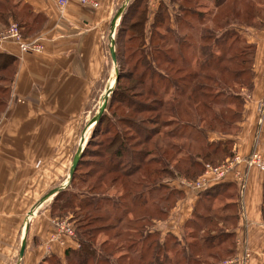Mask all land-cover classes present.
<instances>
[{
  "label": "trees",
  "instance_id": "1",
  "mask_svg": "<svg viewBox=\"0 0 264 264\" xmlns=\"http://www.w3.org/2000/svg\"><path fill=\"white\" fill-rule=\"evenodd\" d=\"M146 3L129 0L121 13L115 65L127 60L70 183L50 205L53 219L72 215L77 248L38 264H224L236 253L241 193L234 181L197 192L181 239L162 236L157 224L184 198L172 181H196L236 157L232 137L254 88L256 45L246 34L264 27V0H159L149 26ZM45 22L22 0H0V31L13 23L28 40ZM17 62L0 52V116ZM261 212L264 222V185Z\"/></svg>",
  "mask_w": 264,
  "mask_h": 264
},
{
  "label": "crops",
  "instance_id": "2",
  "mask_svg": "<svg viewBox=\"0 0 264 264\" xmlns=\"http://www.w3.org/2000/svg\"><path fill=\"white\" fill-rule=\"evenodd\" d=\"M22 1L35 14L44 16L46 22L38 34L28 39L43 45L41 53L22 54L12 42L0 46V52L18 59L7 108L9 112L1 131L0 264H38L48 254L63 258L67 248L76 246L72 242L65 243L63 247L46 245V236L51 230V217L46 210L37 217L32 228L29 226L22 255L17 253L13 237H17L20 225L31 214L30 208L27 210L28 201H20L19 197L24 193L29 194V198L32 196L36 173L45 177L43 181L47 188L60 191L67 186L64 182L61 184L67 156V149H61L66 144L61 141L72 138L67 125L77 123L88 93L93 92L101 81L107 60L104 44L107 32H110L114 19L118 25L129 0H93L98 4L97 8L84 5L79 0H68L63 15H60L58 0ZM246 39L256 45L254 88L245 104L239 133L232 137L236 157L241 162L237 166L244 172L243 181L237 182L235 177L228 175L224 179L234 181L241 193V210L234 230L236 253L224 264H234L236 260L245 264H264L261 212L264 171L257 165H246L252 153L264 157V109L257 110L264 97V27L250 31ZM216 138V135L209 134V140ZM254 139L256 143L253 146ZM51 156H59V160L52 164ZM52 172L55 173L54 181L51 180ZM181 179L172 181L171 185L178 188ZM182 191L184 198L171 211L168 220L157 224L162 236L172 234L181 239L183 235L184 224L197 202L198 191ZM51 192L48 191L39 202L45 196L44 202L51 198ZM53 193L55 195L56 192ZM35 216L32 214V219ZM8 236H11L10 240Z\"/></svg>",
  "mask_w": 264,
  "mask_h": 264
},
{
  "label": "rangeland",
  "instance_id": "3",
  "mask_svg": "<svg viewBox=\"0 0 264 264\" xmlns=\"http://www.w3.org/2000/svg\"><path fill=\"white\" fill-rule=\"evenodd\" d=\"M163 1L168 2V0H163ZM158 4H159V0H147L146 6H145V7H147L145 17H146V21H147L148 26L152 22L153 15H154L155 11L157 10ZM116 25H115V27H116ZM115 30L113 31V34H112L113 41H114ZM249 33L250 32H247L246 35H248ZM104 44H105L106 59L107 60H106L105 70H104L103 76L101 78V81L94 88L93 92L88 93L87 99L85 101L86 104L84 105V108L82 111V115L77 119V123L72 124V125H67L68 131L71 132L70 136L72 138L69 140H66V141H61L62 144L63 143L66 144V147L61 148V149H65V150L67 149L66 169L64 172L65 175L61 176V184H63V182H64V185L65 184L67 185L68 172H69V169H70V166H71V163H72V160H73L75 153L77 152L78 149L86 148L87 140L90 137V133H91V129H92L91 123L95 119V117H97V114H98V111H99L101 105L103 103H107V100L109 98V94L111 93V90L113 89L115 81H116V74L115 73L120 69L119 65H121V66L124 65L125 61L127 60L126 56L125 57L122 56L118 65H115L112 62L110 54H109V47L111 46L110 45V32H109V30L107 32ZM113 44H114V42H113ZM36 54H38V53H36ZM108 87H110V88L107 91ZM8 100H10V98ZM263 103H264V97L259 102L257 110H263V108H262V107H264ZM114 107L112 108V110L115 109ZM7 112H9V111L6 110L5 113L0 116V148L2 147L1 131H2L3 126H4V122L6 121L5 119H7V116H8ZM106 113H108V112H106ZM110 114H111V112H109V116H110ZM97 141L102 142V138L98 137ZM90 149H92V150L99 149L100 151L102 150L101 147H93V146H91ZM55 152H56V150H55ZM93 155L94 154H88V155L85 154L84 159L85 160H91V158H93L91 156H93ZM50 159H51V163L53 164L54 160H59V156H51ZM61 159H62V157H61ZM246 165H247V162H246ZM238 166L235 169L233 167V169H231V171L226 173V176L228 175V176L234 177V175L237 174V172H239V173H241L239 176L243 177L244 172ZM87 167H88V165L80 168L82 173H85V171L88 169ZM227 167H230V166L228 165V166L224 167L223 170L226 169ZM53 174H55V173H53V172L50 173L52 181H54L53 180ZM218 174H221V170H220V173H218ZM226 176H225V178H226ZM43 178H45V177H40L36 173V175H35L36 187H32V189H31L32 190V196L29 198V194L24 193L19 197L20 201H25V200L28 201L27 210L30 208L29 211H31V213L33 212V214L36 216L34 219H32V217H30V216H27V217H30V219L32 220L31 222H30V219L27 220V217H26L22 224L19 223L21 225L18 229L17 237L16 238L13 237V241L15 240V250L17 251V253L20 252L19 250L21 247V242L23 243L24 238H26L28 236L27 234H28L29 226H30V228H32L33 223H36V221H37V217L41 216L43 212H45L46 210L49 212L50 205H51V203L54 199V196H55L53 192L57 193V191H58V189L55 190V188L54 189L49 188V187L47 188L45 186V184H47V183L43 181V180H45ZM163 184L166 187H168V186L171 187L170 181L167 180V178H165L163 180ZM38 186H40V187H38ZM63 188H65V186H63ZM50 190H52L51 198L50 197L47 198L46 201L44 202V199L47 197V196H45L43 201L39 202V200L42 197H44V195H46L48 193V191H50ZM71 191H73V190H71ZM78 192H80V191H78ZM20 201H18V203ZM38 202H39V204H36ZM219 205H221V204H219ZM19 207H20V205H19ZM23 214H22V216H23ZM31 216H32V214H31ZM72 218L73 217L70 213L64 215L63 218H54V219L51 218V220L49 222L51 230L46 236V238H47L45 241L46 245H48V246L58 245V246L63 247L65 245V243L70 242L67 238H61V240H60V237L62 235L61 234L62 231L60 228L59 221H66L68 224H70V226L74 230V235H75V239H76L75 224H74V221ZM8 227H10V223H8ZM10 237L11 236H8V240H10ZM75 248H77V245L73 249H75ZM48 255H50V254H48ZM61 260H64V257L61 258Z\"/></svg>",
  "mask_w": 264,
  "mask_h": 264
},
{
  "label": "built area",
  "instance_id": "4",
  "mask_svg": "<svg viewBox=\"0 0 264 264\" xmlns=\"http://www.w3.org/2000/svg\"><path fill=\"white\" fill-rule=\"evenodd\" d=\"M82 4L88 5L92 8H97L98 4L93 1V0H79ZM68 0H58L57 1V6L60 12V15H63L66 9ZM115 30V29H114ZM110 29V45L113 42V31ZM15 43L22 54H36V53H41L43 51V45L39 41H28L25 40L21 37L18 27L16 24H10L9 27L6 29L0 31V46L3 45L4 43ZM264 105V103H263ZM262 106V105H261ZM264 109V107H262ZM240 162L238 157H235L233 161H229L226 164L217 167V168H207L204 174L198 178L196 181H187L185 179H181L178 189L180 190H188V191H200L206 187H209L215 183H219L224 181L226 173L231 171V169L237 168L238 163ZM226 169L223 170L224 167L226 166ZM247 165H257L260 170L264 171V157H262L258 153H252L249 160L247 161ZM221 170V174L220 173ZM241 173L237 172V174L234 175L235 181L237 182H242L243 177L239 176ZM217 175V176H216ZM60 223V228H61V238H67L69 239L70 242L76 243L75 235H74V230L68 224L66 221H59ZM47 251H49V247H47ZM234 264H245L242 261L236 260Z\"/></svg>",
  "mask_w": 264,
  "mask_h": 264
},
{
  "label": "water",
  "instance_id": "5",
  "mask_svg": "<svg viewBox=\"0 0 264 264\" xmlns=\"http://www.w3.org/2000/svg\"><path fill=\"white\" fill-rule=\"evenodd\" d=\"M112 27L111 29L113 30L114 29V25H115V19L114 21H112ZM114 42V41H113ZM113 42L110 46V57H111V60L112 62L115 64L116 63V59H115V54H114V49H113ZM117 81V79H116ZM115 81V83H116ZM110 87L107 88V91L109 90ZM110 93V92H109ZM105 107H106V103H103L98 111V114H97V117H95V119L92 121L91 123V126H93L97 120L99 119V117L101 116V114L103 113V111L105 110ZM80 154H81V149H78L77 152L75 153L74 157H73V160H72V163H71V166H70V169H69V172H68V181H67V185L70 183L71 179H72V176H73V173L75 171V168L77 166V163L79 161V158H80ZM30 217H27V220H29ZM23 250H24V240H23V243L21 242V247H20V255H22L23 253Z\"/></svg>",
  "mask_w": 264,
  "mask_h": 264
},
{
  "label": "bare ground",
  "instance_id": "6",
  "mask_svg": "<svg viewBox=\"0 0 264 264\" xmlns=\"http://www.w3.org/2000/svg\"><path fill=\"white\" fill-rule=\"evenodd\" d=\"M115 25H116V24H115ZM115 25H114V28H115ZM31 214H33V212H32ZM31 214L29 215L30 217H31Z\"/></svg>",
  "mask_w": 264,
  "mask_h": 264
}]
</instances>
